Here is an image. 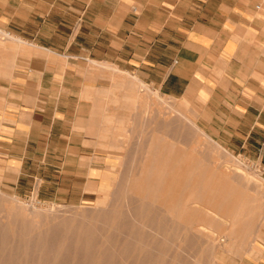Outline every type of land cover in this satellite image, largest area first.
I'll return each instance as SVG.
<instances>
[{
  "label": "rangeland",
  "instance_id": "obj_1",
  "mask_svg": "<svg viewBox=\"0 0 264 264\" xmlns=\"http://www.w3.org/2000/svg\"><path fill=\"white\" fill-rule=\"evenodd\" d=\"M7 40L0 29V53ZM84 76L86 107L78 116L71 112L74 125L60 127L42 162L0 167V211L10 215L0 222V264H254L264 222V176L254 163L209 137L191 103L111 64L92 61ZM164 117L173 121L174 142L201 159L192 177L201 170L225 177L212 203L205 197L190 203L197 215L189 224L150 203L141 207L131 191L153 141L150 127ZM127 131L129 144L121 146Z\"/></svg>",
  "mask_w": 264,
  "mask_h": 264
},
{
  "label": "crops",
  "instance_id": "obj_2",
  "mask_svg": "<svg viewBox=\"0 0 264 264\" xmlns=\"http://www.w3.org/2000/svg\"><path fill=\"white\" fill-rule=\"evenodd\" d=\"M0 29V167L42 162L85 109L97 61L191 103L199 127L264 176V0H0ZM259 236L254 264L264 222Z\"/></svg>",
  "mask_w": 264,
  "mask_h": 264
},
{
  "label": "bare ground",
  "instance_id": "obj_3",
  "mask_svg": "<svg viewBox=\"0 0 264 264\" xmlns=\"http://www.w3.org/2000/svg\"><path fill=\"white\" fill-rule=\"evenodd\" d=\"M105 66L106 68H108L107 65ZM140 88L142 89V86ZM140 97H141L140 95L137 96V98H140ZM124 98L127 99L126 97ZM146 113H147L146 115L147 119H150L149 110L146 109ZM181 115H184V114H181ZM164 120L166 122L163 125L156 123L155 126L150 127V131L155 133L153 135L154 136L153 141L149 145L150 148H148L149 151L147 152L145 163L143 164L139 175L133 176V179L130 183L133 185L131 191L133 192L135 198L139 202H142L143 205H141V207L145 208L144 207L146 206L145 203L146 202L150 203L153 206L155 205V206L165 209L166 212L169 214V217L171 216V218H174V217L180 218L179 222L181 223L184 222V223L189 224L190 222H192L191 221L192 219L190 218L191 214H194V216L197 215L196 212H194V210L191 207H189L190 203L198 202L199 200H201L202 197L207 198L206 199L207 203H212L214 200H216V198L221 196L222 192H221L220 185L218 184V182L222 179L225 180L224 179L225 177L224 175H219V174L203 175L204 174L203 170L199 171L198 176L192 177L191 176V172L193 171L192 169H195L198 166L202 167L201 159L199 158L197 159L194 157L195 155L193 154L192 147L190 148L191 150L189 149V151H192V154L194 156L191 154H188L187 152L188 149L186 150L184 146H181V145L178 146L174 142V140L176 139L175 136L177 135V133L173 129V126H172L173 121L169 120L168 118H165ZM105 126L107 127V125ZM163 130L166 131V136L160 137V135L158 134L160 132H163ZM128 131L125 134V136H123V138H120L121 140H123L122 143L120 144L121 146H127L129 144L128 137L130 134H128ZM180 142L184 144L185 140L180 141ZM194 148L195 147H193V149ZM177 162L179 165L178 164L176 165ZM166 169L174 170L175 173H169V174L170 175L174 174V176L176 175L177 178L174 176L165 178L164 176L168 173L163 172V171ZM107 184L108 183L106 182V178L103 179V184H102L103 187L101 189H104L107 186ZM206 189L210 190L209 194L207 195L201 194V191L204 193ZM233 197H236V196H233ZM177 208H179V211ZM218 211H220V208L218 209ZM197 217L199 218V220L206 219V217H203L202 214H199ZM9 219H10L9 214H6L3 211H0V222L1 221L5 222L6 220H9ZM209 223L212 226L215 225L213 222H209ZM238 224L239 223L237 222V225ZM165 227L164 226L161 227V230L165 229ZM202 232L204 234L206 233L204 231Z\"/></svg>",
  "mask_w": 264,
  "mask_h": 264
}]
</instances>
